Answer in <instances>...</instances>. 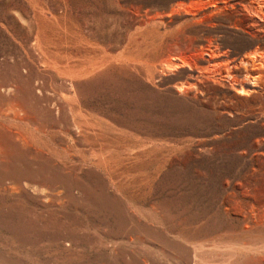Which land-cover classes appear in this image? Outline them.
<instances>
[{
	"label": "rangeland",
	"instance_id": "1",
	"mask_svg": "<svg viewBox=\"0 0 264 264\" xmlns=\"http://www.w3.org/2000/svg\"><path fill=\"white\" fill-rule=\"evenodd\" d=\"M0 264H264V0H0Z\"/></svg>",
	"mask_w": 264,
	"mask_h": 264
},
{
	"label": "bare ground",
	"instance_id": "2",
	"mask_svg": "<svg viewBox=\"0 0 264 264\" xmlns=\"http://www.w3.org/2000/svg\"><path fill=\"white\" fill-rule=\"evenodd\" d=\"M251 54H253V53H251ZM229 59L232 61V63H234V65L226 68L224 75L229 78V82H230L231 86L233 87V89L237 93H246L249 90H253L254 86L257 85V81H258V80L257 81L255 80L256 74L252 73V70L249 67H247L246 65L243 69L233 68L234 66L238 67L239 63L248 62L245 60V57L241 56L238 58V57L233 56L232 58H229ZM253 69L255 71V68H253Z\"/></svg>",
	"mask_w": 264,
	"mask_h": 264
}]
</instances>
